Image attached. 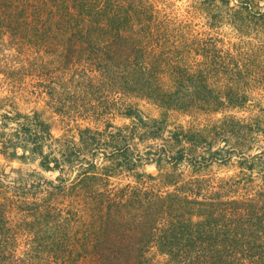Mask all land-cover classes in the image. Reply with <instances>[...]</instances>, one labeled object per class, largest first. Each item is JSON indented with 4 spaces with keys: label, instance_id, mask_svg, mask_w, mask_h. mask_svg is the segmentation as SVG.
Returning <instances> with one entry per match:
<instances>
[{
    "label": "trees",
    "instance_id": "trees-1",
    "mask_svg": "<svg viewBox=\"0 0 264 264\" xmlns=\"http://www.w3.org/2000/svg\"><path fill=\"white\" fill-rule=\"evenodd\" d=\"M252 1L239 0V12L248 13L250 19H256L255 23L260 27L264 14L260 12L259 4L257 12H253ZM150 8L147 10L145 0H0V40L6 39L12 43V53L19 54L20 58L27 51L37 53L55 45L75 47L79 53L89 48L97 55V58H92L87 54L91 74L118 81V85L115 83L113 87L122 96L145 100L151 99L153 86L156 87L152 81L160 71L172 69L174 75L180 73L189 76V63L193 59H200L197 61L202 62L196 66L205 68L195 71L198 82L193 84V100L214 105L217 111L225 104L230 107L233 101H242L243 95H238V100L231 92L232 88H215L209 80L212 79L211 75L224 72L229 65L236 69L239 62L249 61L251 54L248 52L252 51L238 46L235 52H229L218 47L221 42L219 39L199 38L198 34L191 37L194 31L190 25L183 24V21L178 23V20L168 23L165 17L159 18L160 13L154 6ZM241 16L233 17L236 24H240L239 30L247 29L252 22H243ZM175 24L173 32H179L180 35L171 36L168 32ZM240 31L243 33V30ZM166 98H159L157 102L161 103ZM125 109L126 116L137 120L139 125L134 123L132 127L119 128L117 132L107 134L90 127L77 128V139L55 138L51 125L38 112L24 115L25 122L22 124L19 120L21 114L17 113L18 120L15 123L19 130L14 136L27 145L33 155L39 157L43 172L55 176L52 180L35 177V180H29L24 185L9 186L5 184L4 171L0 169V264H78L77 258L81 251L91 244L94 253L88 256L91 264H143L144 252L153 243L147 234L148 238L142 236L145 235V225L150 222L148 215L151 214H154L152 222L159 220L162 215L165 217L162 220L164 224L151 227V233L156 228L158 231V236H155L158 253L167 260L157 264H232L222 256V251L212 249V238L215 237L213 235L218 222L228 216L238 219L241 214H236V208L244 200H238L234 194L232 199L222 202L227 204L222 208L223 211L218 209L216 214V200L203 197L205 193L210 197H222V191H217V188H223L226 184L223 181L214 183L212 178L197 176L200 171H196V175L187 180L181 178L182 173L171 179L169 176V180L163 181L164 187L174 189L165 194L137 190L129 185L118 189L91 188V185L103 183L102 177H109L112 173L111 166L100 168L93 160V156L101 150L104 139H111L115 144L126 143L130 136H134L138 126L152 123L155 127L153 139L161 130L158 121L147 122L137 109ZM232 118H225L220 125L215 126L213 135L208 131L212 136L210 143L214 139L215 143H223L222 148L209 151L211 158L238 151L239 148H224L233 140L236 143L243 141L240 137L242 132L236 130L242 124ZM199 133L181 130L172 133L171 138L176 144H199L206 141V136ZM184 150V146H181L179 154L175 156L169 150L167 159L172 166L185 161L184 157L188 154ZM151 154L148 152V156ZM72 172L74 177L70 176ZM145 197L147 202L144 201ZM150 202L156 207H150ZM123 209H126L125 214L122 213ZM228 209L229 213H224ZM139 212L142 222L138 220L136 223ZM82 220L92 222L84 231H81ZM131 222L138 225L141 235L138 248L132 250L128 246L123 248L116 244V240L124 239L122 232L136 227L127 224ZM243 224L240 221L236 223L240 226ZM216 232L219 233V230ZM101 233L105 235L103 239H99ZM200 233L210 237L203 240L201 237L194 238L193 234L199 236ZM80 235L84 236V240L78 239ZM91 235L96 237L93 243L86 240ZM223 239L233 240L231 235ZM75 240L81 243L78 244L80 251L76 259L68 263L72 252L67 249ZM196 240L204 245L208 243V246L199 250ZM113 243L116 245L114 249L107 251ZM76 246L72 245L74 250ZM134 251H138V254L135 255Z\"/></svg>",
    "mask_w": 264,
    "mask_h": 264
},
{
    "label": "rangeland",
    "instance_id": "rangeland-1",
    "mask_svg": "<svg viewBox=\"0 0 264 264\" xmlns=\"http://www.w3.org/2000/svg\"><path fill=\"white\" fill-rule=\"evenodd\" d=\"M145 1L147 10L148 8L151 10L150 6H154L160 13L159 18L165 17L168 23L178 20V23L183 21V24L190 25V29L194 31L191 37L198 34L199 38L219 39L221 42L218 47L229 52H235L238 46L252 51V53L248 52L249 55L251 54L249 61L239 62L236 69L229 65L224 72L211 75L212 79L209 80L215 88H221V90L232 88L231 92L238 97V100L239 96H244L242 101H233L230 107L225 104L221 110L217 111L214 105H204L202 101L193 100L195 98L193 84L198 82L195 71L205 68L196 66L202 62L197 61L200 59H193L189 63L191 68L189 76L180 73L174 75L172 69L160 71L161 73L152 81L156 87L153 86L154 92L151 99L145 100L133 96H122L113 87L115 83L118 85V81L106 79L96 73L91 74L87 54H90L92 58H97V55L93 50L89 51V48L79 53L75 47L55 45L37 53L27 51L20 58L19 54L12 53V43L1 39L0 169L4 171L5 184L20 186L29 180H35V177L52 180L55 176L43 172L39 157L33 155L29 147L19 142L14 136V133L19 130L15 123L18 120L17 113L21 114L19 120L22 124L25 122L24 115L38 112L43 120L51 125L55 138L75 137L77 139V128L90 127L92 130L107 134V132L115 133L119 128L132 127L134 123L138 124L137 120L126 116L125 107H131L139 111L143 120L158 121L161 130L155 135L156 139H153L152 133L155 127L152 123L138 126L134 136H130L126 143L115 144L111 139H104L101 150L93 156V160L95 159L100 168L111 166L112 173L109 177H102L103 183L91 185V188L118 189L129 185L130 188L137 190L165 194L166 191L174 189L164 187L163 181L169 180V176L171 179L182 173L181 178L187 180L196 175L194 174L196 171H200L197 176L212 178L214 183L223 181L226 183L222 186L223 188H217V191H222V197H210L206 193L203 196L206 199L216 200L214 212L217 214L218 209L223 211L222 208L227 203L222 202L232 199L234 194L238 200H244V203L236 208V214H241L238 219L228 216L231 221L226 218L217 223L213 235L215 237H211L212 249L222 251V256L232 264H264V19L260 20L262 24L258 27L255 23L256 19L251 20L248 13L239 12V0ZM252 2L253 12H257V4H259L260 12L264 14V1L253 0ZM238 15L243 16V22L247 24L252 22L247 29L245 26V29L240 28L243 33L239 30L240 24H236L235 17ZM174 26L176 24L170 27L172 29L168 34L180 35L179 32H173ZM187 77H190L192 81L190 82L189 79L186 81ZM159 78L162 80L158 81ZM216 82L219 84L215 85ZM229 95L232 94L229 93ZM165 96H167L165 101L157 102L159 98ZM229 117H233V120L242 124V127L238 126L236 130L242 132L240 137L243 141L236 143L233 140L224 147L228 150L239 148L238 151L211 158L209 151L222 148L223 143H215L216 139L210 143L212 136L208 131L210 130L213 135V128ZM181 130L200 132V135L206 136V141L199 144L196 142L176 144L171 135ZM181 146H184V152L188 155H185V161L182 164L172 166L171 161L167 159L168 152L170 150L172 156L178 155ZM6 148H8L7 152H5ZM148 152L152 154L148 156ZM73 172L70 175L72 177H74ZM144 199L147 202V197ZM251 199L255 201H250ZM150 204V207H154L153 203L150 202ZM228 211L229 209L224 213L228 214ZM122 213L125 214L126 209H123ZM141 216L139 212L136 223L138 220L142 222ZM148 217L150 222L144 223L146 232L142 236L149 237L153 243L144 252L143 264L167 262L165 256L158 253L155 245V236H158L157 228L151 233V227L154 224H164L162 220L165 217L162 215L155 222H152L154 214ZM239 221L245 224L236 225ZM82 223L81 231H84L92 222L82 220ZM96 223L99 225L98 222ZM136 223L127 224L136 226ZM97 224L94 225L98 226ZM137 226L122 232L124 239L116 240V244L123 248L128 246L131 250L138 248L137 243L141 235ZM227 229L230 231H225ZM216 230H219V233ZM220 230L224 232L220 234ZM229 235L233 240L225 241L223 237ZM104 236L101 233L99 239H103ZM193 236L201 237V240L210 237L206 233H200L199 236L193 234ZM82 237L84 238L80 235L78 239L84 240ZM94 237L91 235L86 240L93 243ZM73 244H77L75 250L72 247ZM78 244L81 243L75 240L69 245L67 250L72 253L68 263L76 259L77 252L80 251ZM195 244L199 250L208 246V243L204 245L197 240ZM91 245L81 251V255L77 258L78 264H91L88 261V256L94 254ZM114 246L116 245L113 243L107 251H112ZM102 248L103 243L100 246V249ZM134 254H138V251H134Z\"/></svg>",
    "mask_w": 264,
    "mask_h": 264
}]
</instances>
